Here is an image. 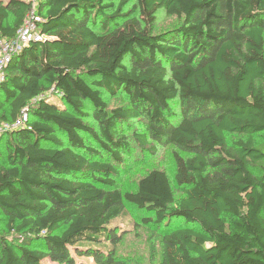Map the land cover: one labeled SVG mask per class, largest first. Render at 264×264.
Masks as SVG:
<instances>
[{"label":"trees","instance_id":"trees-1","mask_svg":"<svg viewBox=\"0 0 264 264\" xmlns=\"http://www.w3.org/2000/svg\"><path fill=\"white\" fill-rule=\"evenodd\" d=\"M130 3L40 0L44 37L5 66L0 264H129L118 245L138 223L111 224L124 201L163 228L158 264H264V0ZM30 5L0 0V39L15 38ZM159 12L180 24L153 31ZM140 117L144 132L129 135ZM132 143L176 148L177 200L160 168L115 187L101 154L120 164Z\"/></svg>","mask_w":264,"mask_h":264},{"label":"rangeland","instance_id":"rangeland-1","mask_svg":"<svg viewBox=\"0 0 264 264\" xmlns=\"http://www.w3.org/2000/svg\"><path fill=\"white\" fill-rule=\"evenodd\" d=\"M29 1V0H27ZM112 3H118L119 0H107ZM133 4L131 0L130 6ZM125 9L127 10L128 7ZM180 24V20L174 16L166 15L164 12H159L156 16L155 23L152 26L153 31L159 32L175 27ZM103 98L106 100L109 106H117L125 104V99L122 95H116L110 97L106 93L103 94ZM89 107V106H87ZM89 123H93V120L87 119ZM144 118L130 120L127 126V133L131 135L133 132H144ZM243 138L242 136L228 135L227 139L230 142L232 139ZM255 142L259 143L263 141L261 135H254ZM176 148L171 145H162L158 147L155 154H149L138 150L134 143H132V151L128 155H123V161L119 164L105 154H101L103 160H108L118 170L117 176H112L115 183V187L121 192L125 190H134L137 186L138 179L153 168L163 169L171 182L174 189L175 199L177 200L181 196L174 185L173 175L175 172L174 161L172 157L173 151ZM181 155L187 156L189 154L178 151ZM123 209L127 211L126 217L120 216L111 221L112 225H127L131 227L132 222L138 223V230L136 232H130L123 236L120 244L118 245L117 252L122 254V258L129 264H158L161 258V245L160 238L162 234V227H155L151 223H143L142 218L152 217V213L143 209H138L134 205L123 202ZM178 221L174 223L177 224ZM85 264H93L91 258L78 257ZM44 264H53L49 261H44Z\"/></svg>","mask_w":264,"mask_h":264},{"label":"built area","instance_id":"built-area-1","mask_svg":"<svg viewBox=\"0 0 264 264\" xmlns=\"http://www.w3.org/2000/svg\"><path fill=\"white\" fill-rule=\"evenodd\" d=\"M40 0H29L30 9L26 13L21 27L17 30L15 38L11 40L0 39V82L5 77V66L10 60L13 53L18 52L21 48L31 40H40L44 36L40 31V23L43 17L38 13ZM26 121V114L23 113L14 123V125H22ZM4 128L9 125L4 124Z\"/></svg>","mask_w":264,"mask_h":264}]
</instances>
